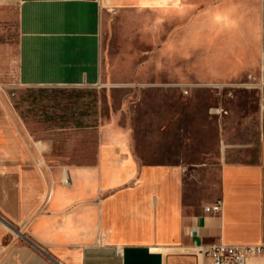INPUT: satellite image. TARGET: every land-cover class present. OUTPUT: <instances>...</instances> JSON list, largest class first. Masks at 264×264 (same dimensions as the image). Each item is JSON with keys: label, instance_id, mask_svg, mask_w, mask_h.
<instances>
[{"label": "crops", "instance_id": "1", "mask_svg": "<svg viewBox=\"0 0 264 264\" xmlns=\"http://www.w3.org/2000/svg\"><path fill=\"white\" fill-rule=\"evenodd\" d=\"M106 1L147 16L134 34L147 42L167 19L189 18L185 33L174 30L148 56L190 55L198 21L209 52L222 32L208 56L264 65V0H0V29L16 9L20 84L103 85ZM117 119L111 113L97 129L92 161L46 163L18 119L0 109V218L22 234L0 219V264H166L165 249L264 243V132L256 160L221 164L216 198L224 208L215 214L204 206L216 198L184 205L180 170L144 163L134 130Z\"/></svg>", "mask_w": 264, "mask_h": 264}, {"label": "rangeland", "instance_id": "2", "mask_svg": "<svg viewBox=\"0 0 264 264\" xmlns=\"http://www.w3.org/2000/svg\"><path fill=\"white\" fill-rule=\"evenodd\" d=\"M104 3L103 85L93 87L20 84L16 9L9 11L0 29V109L18 119L46 163L92 161L97 129L116 113L120 125L134 130L144 163L176 166L182 174L184 205L202 206L219 194L223 162L258 158L264 132V65L260 60L244 67L208 56L222 32L214 36L219 35L209 52L198 21L190 55L148 56L174 30L185 33L189 18L167 19L166 31L147 42L134 35L147 16L118 13ZM133 52L135 56H128ZM164 252L166 264H203L197 248Z\"/></svg>", "mask_w": 264, "mask_h": 264}, {"label": "built area", "instance_id": "3", "mask_svg": "<svg viewBox=\"0 0 264 264\" xmlns=\"http://www.w3.org/2000/svg\"><path fill=\"white\" fill-rule=\"evenodd\" d=\"M224 202L221 197L204 206L210 213L222 214ZM203 264H264V243L228 244L217 241L209 245L197 246Z\"/></svg>", "mask_w": 264, "mask_h": 264}, {"label": "water", "instance_id": "4", "mask_svg": "<svg viewBox=\"0 0 264 264\" xmlns=\"http://www.w3.org/2000/svg\"><path fill=\"white\" fill-rule=\"evenodd\" d=\"M0 219H2V218H0ZM3 220V219H2ZM6 224H7V226L9 227V228H11L14 232H16V233H18V234H20V235H22L20 232H19V230H17L16 228H14L13 226H11L10 224H8L5 220H3ZM24 237V236H23ZM26 240H28L27 238H25ZM29 241V240H28ZM30 242V241H29ZM31 244H33L35 247H37L34 243H32V242H30Z\"/></svg>", "mask_w": 264, "mask_h": 264}, {"label": "clouds", "instance_id": "5", "mask_svg": "<svg viewBox=\"0 0 264 264\" xmlns=\"http://www.w3.org/2000/svg\"><path fill=\"white\" fill-rule=\"evenodd\" d=\"M234 23H235V21L229 19V20L226 22V26L233 25Z\"/></svg>", "mask_w": 264, "mask_h": 264}]
</instances>
